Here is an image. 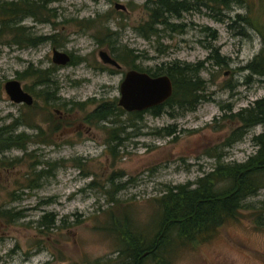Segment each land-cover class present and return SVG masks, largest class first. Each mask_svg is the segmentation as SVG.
I'll return each instance as SVG.
<instances>
[{"label":"rangeland","instance_id":"rangeland-1","mask_svg":"<svg viewBox=\"0 0 264 264\" xmlns=\"http://www.w3.org/2000/svg\"><path fill=\"white\" fill-rule=\"evenodd\" d=\"M116 3L125 10L116 9ZM145 3L57 0L50 4L57 14L54 23L23 20L38 34L66 37L64 45L55 48L76 64H54L49 42L25 48L9 37L0 38V129L24 133L17 145L0 153V211L6 212L0 215V264L114 259L118 233L112 230L113 221L120 223L128 213L148 232L156 216L155 199L167 187L195 181L212 170L219 156L223 162H242L256 151L251 138L262 125L230 146L225 142L239 126L228 117V105L236 112L264 98L262 78L242 69L263 46L264 0L232 3L221 13L206 8L185 12L171 20L178 28H163L159 38L150 39L136 30L148 17ZM238 14L251 23L232 22ZM106 27L116 32L112 39H106ZM204 27L216 31V40ZM111 46L117 47L114 55ZM212 46L226 65L207 60ZM123 47L138 55L135 64L151 72L174 59L206 60L201 76L207 80L209 98L194 111L165 108L159 116L144 112L85 123L84 115L101 102L118 104L119 85L130 69L125 61L130 63L132 57L118 60L121 68L116 69L101 61L99 51L114 57L122 55ZM30 65L57 67L51 74L56 84L50 88L55 97L44 98L47 87L35 77L19 76ZM10 79L19 80L32 95V105L9 99L4 83ZM120 125L121 144L113 152L110 147L117 140H110L111 129ZM165 127L174 134H156ZM9 213L20 216L8 218ZM46 214H52L53 223L48 222L50 215L43 218ZM167 264H264V188L248 197L236 217L213 235L174 249Z\"/></svg>","mask_w":264,"mask_h":264},{"label":"trees","instance_id":"trees-1","mask_svg":"<svg viewBox=\"0 0 264 264\" xmlns=\"http://www.w3.org/2000/svg\"><path fill=\"white\" fill-rule=\"evenodd\" d=\"M55 1L57 0H0V38L9 37L13 44L25 48H35L47 42L52 46H63L66 37H58L61 33L38 34L22 23L26 18H31L35 24L54 23L57 14L50 4ZM232 3L244 4L248 3V0H146L145 8L148 11V17L136 30L146 39L152 36L159 38L163 28H178L171 20L180 18L185 12L206 8L221 13L229 9ZM232 22H239L243 26L251 23L248 16L239 14ZM106 31L108 32L105 34L106 39H112V36L116 35V32L108 27ZM203 32H207V36L216 40V31L204 27ZM61 38L63 40L59 41ZM116 49V46L110 47L113 55ZM210 52V59L207 58V60H211L217 66L227 64L217 48L212 46ZM127 56L132 57L130 63L125 61L130 69L145 71L152 76L168 75L173 83L172 95L159 105L133 112L125 111L116 100L103 101L84 115L85 123L97 125L99 122L110 120L114 115L123 114L140 117L144 112L159 116L165 108L178 109L182 112L194 111L201 102L209 98L206 93L207 80L201 76V72L207 68L206 60L181 62L174 59L162 63L158 67V72H151L135 64V58L138 55H133L132 49L127 47L122 48V55L112 57L124 62ZM77 62L71 59L69 63ZM55 68H57L55 65H51L49 68L34 69L30 65L19 76L21 78L35 77L40 84L46 85L47 90L43 91V96L47 99L51 94L55 97L53 91H50V88L56 84L51 77ZM242 69L260 76L264 81V38L260 53ZM227 111L228 117L237 121L239 126L226 138L225 146H230L242 139L252 127L262 125L263 130L251 138L256 151L242 162H223L219 156L212 170L195 181L167 187L165 193L155 199L156 216L152 220L153 228L151 230L149 227L148 232L144 227H140L133 217H129L128 213H124L123 221L120 223L113 221L111 226L112 230L118 233L117 257L95 260L87 264H167L173 256L174 249L197 239L198 236L206 238L208 235H213L220 225L236 217L248 197L264 188V98L257 99L248 107L236 112H232L231 106L228 105ZM122 129V125L111 129L110 140H117L116 144L110 147L113 152L115 146L121 144L119 132ZM174 132V129L165 127L162 133L158 131L156 134L170 136ZM22 137L24 133L13 135L11 130L1 128L0 153L17 145ZM5 213L0 211L1 216ZM49 215L51 217L48 222L51 220L50 223H53L52 214L43 215V218L46 219ZM18 216H20L19 213L14 215L9 213L7 217L17 218ZM151 233L152 235L149 236Z\"/></svg>","mask_w":264,"mask_h":264},{"label":"water","instance_id":"water-1","mask_svg":"<svg viewBox=\"0 0 264 264\" xmlns=\"http://www.w3.org/2000/svg\"><path fill=\"white\" fill-rule=\"evenodd\" d=\"M115 8L125 10V6L120 3H116ZM99 57L103 63L116 69L121 68V64L106 50L99 51ZM51 59L56 65H65L70 62L71 57L65 51L53 48ZM4 91L14 103H33V97L17 79L7 80L4 83ZM172 93L173 83L168 75L152 76L145 71L128 69L119 85L118 105L127 112L143 111L163 103Z\"/></svg>","mask_w":264,"mask_h":264},{"label":"flooded vegetation","instance_id":"flooded-vegetation-1","mask_svg":"<svg viewBox=\"0 0 264 264\" xmlns=\"http://www.w3.org/2000/svg\"><path fill=\"white\" fill-rule=\"evenodd\" d=\"M54 48H55V46H54ZM52 49H53V48H52ZM110 55H111V53H110ZM111 56H112V55H111ZM70 57H71V56H70ZM109 66H110V65H109ZM31 96H32V95H31ZM32 104H33V103H32ZM32 104H31V105H32ZM55 111H56V112H58V110H57V109H55Z\"/></svg>","mask_w":264,"mask_h":264}]
</instances>
